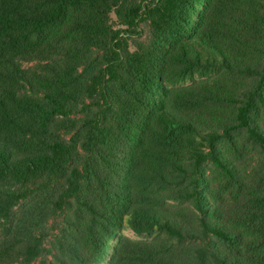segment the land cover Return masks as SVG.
I'll return each instance as SVG.
<instances>
[{
    "label": "trees",
    "instance_id": "obj_1",
    "mask_svg": "<svg viewBox=\"0 0 264 264\" xmlns=\"http://www.w3.org/2000/svg\"><path fill=\"white\" fill-rule=\"evenodd\" d=\"M24 58L48 64L31 95L0 82V179H64L44 209L80 222L59 253L264 264V0H0V62Z\"/></svg>",
    "mask_w": 264,
    "mask_h": 264
},
{
    "label": "rangeland",
    "instance_id": "obj_2",
    "mask_svg": "<svg viewBox=\"0 0 264 264\" xmlns=\"http://www.w3.org/2000/svg\"><path fill=\"white\" fill-rule=\"evenodd\" d=\"M113 25L119 28V22L113 16ZM139 39V38H138ZM48 61L35 59L20 60L13 64L0 62V82L5 87L18 94H30L32 85L30 78L35 74L44 72ZM59 132L52 131L57 136ZM11 145L16 144L13 139L8 140ZM22 145V144H21ZM34 143H28L23 149H33ZM41 180L37 179L26 185L16 184L10 179H0V197L11 193H30L21 200L11 211L7 220H0V264H72L69 259L55 249L54 243L62 239L64 235L76 237L72 226L80 222L77 203L72 204L63 211L57 213L47 212L45 208H52L50 203L56 200L65 188L64 179L54 180L48 190L39 189ZM43 207H37L36 202L43 201ZM130 238H136L129 231L125 232ZM41 240V255L31 263H28L24 252L27 244Z\"/></svg>",
    "mask_w": 264,
    "mask_h": 264
}]
</instances>
